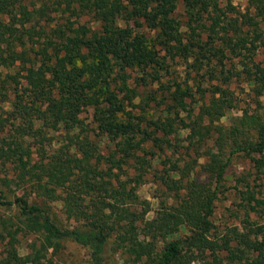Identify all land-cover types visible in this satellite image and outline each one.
<instances>
[{"label":"trees","instance_id":"obj_1","mask_svg":"<svg viewBox=\"0 0 264 264\" xmlns=\"http://www.w3.org/2000/svg\"><path fill=\"white\" fill-rule=\"evenodd\" d=\"M245 1L240 10L233 0H48L63 17L50 25L37 20L45 0H0V66L18 63L0 70V92L11 93L0 116V181L27 184L33 195L4 201L0 190V204L14 208L0 217V264H57L46 253L65 240L86 248L90 264H264V222L245 214L240 226L215 234L210 218L233 155H259L250 158L264 175V111L217 123L235 98L217 87L204 99L200 87L203 77L242 76L264 98V54L256 58L264 0ZM84 11L96 27L79 22ZM175 58L194 75L178 78ZM88 106L96 139L79 132L74 142ZM46 130L65 140L48 150ZM101 138L112 152H99ZM146 175L171 198L150 218L137 194ZM244 183L245 213L261 215L264 197ZM54 201L70 225L57 221ZM25 229L35 238L21 255L16 234Z\"/></svg>","mask_w":264,"mask_h":264},{"label":"rangeland","instance_id":"obj_2","mask_svg":"<svg viewBox=\"0 0 264 264\" xmlns=\"http://www.w3.org/2000/svg\"><path fill=\"white\" fill-rule=\"evenodd\" d=\"M46 8L43 9L42 17L38 18L39 24H44V18L49 20L53 25L55 21L61 22L62 16L59 13H56L53 8V4H47L48 0H45ZM50 1V0H49ZM214 1V0H213ZM40 5V2H36V6ZM77 3H74L76 6ZM233 4L237 9H244L246 6L245 0H233ZM63 5H60L62 7ZM178 12H181V6H178ZM58 14V15H57ZM67 14V12H65ZM181 20L183 19L182 14L179 15ZM73 18V16L71 17ZM53 19V20H52ZM78 20L80 23H83L87 26L96 27L97 23L94 21V17L91 13L84 11L80 13ZM130 24V20L128 21ZM264 27V26H263ZM47 28V27H46ZM35 45L28 50V54L32 56V50H35ZM264 54V47L260 48L256 58L261 59ZM177 61L170 62L171 68L175 69L177 73H179L178 78H183L185 71L190 70V75H194L192 68L187 67L184 62L180 59ZM191 58L187 59V63L191 62ZM27 64V63H26ZM185 66V67H184ZM18 63L11 65L10 67H1L0 70L2 74L5 72H13L17 69ZM230 67L229 61H225V66ZM132 76H135L137 73L135 71H129ZM20 82L23 84V80L20 79ZM201 88H204V99L208 97L210 91L218 92L217 87L225 88L229 90L232 94L233 98H235L234 107L227 111L225 115L220 118L217 123L227 124L228 118L231 115H239L243 110L250 112L252 110H258L259 112L264 111V98L262 96L254 95L251 86L245 82L242 76L232 77L227 82L222 83L219 80H208L206 77L201 79ZM196 89V86L193 87ZM11 93L7 91L0 92V116H6L7 111L10 108L9 98ZM194 96L197 98L199 93L196 92ZM199 98V97H198ZM79 117L81 118L82 125L84 129H74L73 136L70 139L74 142L80 140L81 134L79 132H84L89 139L95 140L94 136V126L95 122L92 116V108L90 106L84 108ZM185 132V131H181ZM46 136L51 138V144L47 148L48 150L56 147L58 145V141H64L65 139L58 135V132H52L46 130ZM50 140V139H49ZM210 144V143H208ZM99 152L106 155L112 152V144L107 141L105 138H101L99 140L98 145ZM210 150L217 152L214 147L210 148ZM260 159V156L257 154L244 155L242 153H238L233 155L230 163L227 165L224 178L222 181V187L220 191L217 193V198L214 200L213 212L211 214V221L214 225L215 234H221L225 231L227 226L237 225L240 226L242 224V219L247 214L250 220H255L257 222H264V213L258 215L253 211H247L242 207L241 193L245 189V181L249 183V187L253 190L254 195L256 197H264V175L261 174L254 165L253 159ZM198 169V168H197ZM8 174V173H7ZM3 173H0L2 176ZM9 176V175H7ZM0 190L2 192V197L4 201L12 200L15 195H24L27 196L28 199L32 200V193L27 184H21L20 186H16L13 181H10L9 184H3L0 181ZM164 188L157 181L152 179L149 175H146L145 181L137 187V194L140 199H145L149 202L150 210L146 213L145 217L150 218L153 214V210H155L160 203V200L163 202L169 203L171 202V198L169 197V193L163 191ZM50 209L60 224L68 226L70 225V220H67L62 212L61 203L58 201L48 202ZM14 208L12 206H8L5 204H0V217H11L13 216ZM24 228L28 227V221L21 223ZM35 238L34 234L28 231L27 229L23 231H19L16 234V247L19 254H25L29 251V244ZM6 254L5 244L0 243V259L4 257ZM47 257H51L57 264H90L88 258L87 249L70 241L65 240L62 242V245L56 251L48 250L46 253ZM116 264H131L124 263L121 259H115Z\"/></svg>","mask_w":264,"mask_h":264}]
</instances>
